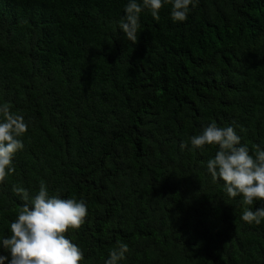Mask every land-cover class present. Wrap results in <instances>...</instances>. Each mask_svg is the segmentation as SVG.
<instances>
[{
  "label": "trees",
  "instance_id": "16d2710c",
  "mask_svg": "<svg viewBox=\"0 0 264 264\" xmlns=\"http://www.w3.org/2000/svg\"><path fill=\"white\" fill-rule=\"evenodd\" d=\"M142 2V0H138ZM128 0H0V104L24 116V148L0 184V255L24 201L13 186L85 201L67 237L81 264H264V221L213 182L217 145L190 137L233 126L264 149V0H198L140 14L138 41L119 28ZM182 142L188 146L181 149Z\"/></svg>",
  "mask_w": 264,
  "mask_h": 264
},
{
  "label": "clouds",
  "instance_id": "9594fccd",
  "mask_svg": "<svg viewBox=\"0 0 264 264\" xmlns=\"http://www.w3.org/2000/svg\"><path fill=\"white\" fill-rule=\"evenodd\" d=\"M198 0H128L119 28L124 36L135 44L141 27L140 14L144 9L159 20V12L165 4H171V18L174 22L187 19L189 6H196ZM29 124L24 116L14 113L9 103L0 104V184L15 173L13 159L24 148L22 137ZM193 148L203 149L205 145H217L213 158L207 161V171L213 182L222 180L224 190L230 198L242 197V203L252 206L254 201L264 200V149L256 146L250 154L247 145L241 144V137L233 126L218 127L213 121L198 135H192ZM188 142H182L183 150ZM13 192L21 197L23 205L18 209L17 218L10 224V235L3 238L5 249L10 250L9 264H81L83 249L69 239V229L78 230L86 221L88 208L83 200L50 196L44 182L37 194L19 185ZM241 219L248 224L260 225L264 221V207L253 210L245 207ZM129 251L126 243L117 241V247L109 252L104 264H120ZM8 257L0 255V264Z\"/></svg>",
  "mask_w": 264,
  "mask_h": 264
}]
</instances>
